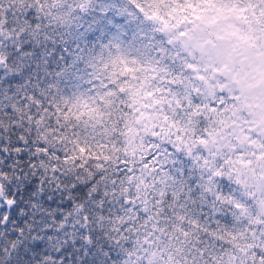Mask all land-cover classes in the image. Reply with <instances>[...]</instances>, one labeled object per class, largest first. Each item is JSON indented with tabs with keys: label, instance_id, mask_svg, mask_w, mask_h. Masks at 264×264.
Returning a JSON list of instances; mask_svg holds the SVG:
<instances>
[{
	"label": "snow or ice",
	"instance_id": "snow-or-ice-1",
	"mask_svg": "<svg viewBox=\"0 0 264 264\" xmlns=\"http://www.w3.org/2000/svg\"><path fill=\"white\" fill-rule=\"evenodd\" d=\"M264 0H0V264H264V123L171 39Z\"/></svg>",
	"mask_w": 264,
	"mask_h": 264
},
{
	"label": "rangeland",
	"instance_id": "rangeland-1",
	"mask_svg": "<svg viewBox=\"0 0 264 264\" xmlns=\"http://www.w3.org/2000/svg\"><path fill=\"white\" fill-rule=\"evenodd\" d=\"M212 4L213 0H206ZM171 39L210 80L236 94L239 105L264 123V33L220 7L201 13Z\"/></svg>",
	"mask_w": 264,
	"mask_h": 264
}]
</instances>
